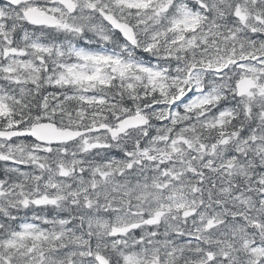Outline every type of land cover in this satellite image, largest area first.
<instances>
[{
    "label": "snow or ice",
    "instance_id": "1",
    "mask_svg": "<svg viewBox=\"0 0 264 264\" xmlns=\"http://www.w3.org/2000/svg\"><path fill=\"white\" fill-rule=\"evenodd\" d=\"M0 264H264V0H0Z\"/></svg>",
    "mask_w": 264,
    "mask_h": 264
}]
</instances>
